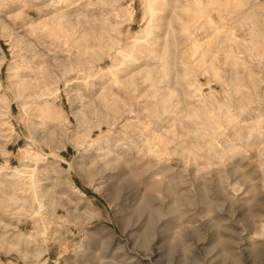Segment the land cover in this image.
<instances>
[{"label":"rangeland","instance_id":"374dc122","mask_svg":"<svg viewBox=\"0 0 264 264\" xmlns=\"http://www.w3.org/2000/svg\"><path fill=\"white\" fill-rule=\"evenodd\" d=\"M0 264H264V0H0Z\"/></svg>","mask_w":264,"mask_h":264},{"label":"bare ground","instance_id":"6f19581e","mask_svg":"<svg viewBox=\"0 0 264 264\" xmlns=\"http://www.w3.org/2000/svg\"><path fill=\"white\" fill-rule=\"evenodd\" d=\"M25 83V82H24ZM33 83V82H32ZM23 84V83H22ZM26 84V83H25ZM31 85V84H30ZM30 87V86H29ZM27 88V87H26ZM38 93V92H37ZM40 93H42V92H40ZM25 95V94H24ZM44 95V94H43ZM42 95V96H43ZM36 96H38V95H36ZM37 99V98H36ZM36 104V103H35ZM48 104V103H47ZM31 106V105H30ZM38 106V105H37ZM48 106V105H47ZM41 110V109H40ZM48 110H51V109H48ZM40 112V111H39ZM48 113H49V111H48ZM41 114H42V112H41ZM151 166V165H150ZM148 169V168H147Z\"/></svg>","mask_w":264,"mask_h":264}]
</instances>
